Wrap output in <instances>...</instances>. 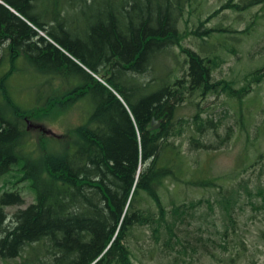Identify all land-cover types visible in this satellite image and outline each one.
<instances>
[{
  "label": "trees",
  "instance_id": "trees-1",
  "mask_svg": "<svg viewBox=\"0 0 264 264\" xmlns=\"http://www.w3.org/2000/svg\"><path fill=\"white\" fill-rule=\"evenodd\" d=\"M198 2L0 0V176H12L11 188L0 191L1 261L137 264L129 242L141 228L150 229L157 240L165 235L170 255L184 264L189 253L190 258L208 256L209 264H236L243 256L247 248L240 214L244 205L264 213V187L254 194L240 182L213 200L188 205L173 199L168 208L163 203L165 184L182 182L177 163L163 157L168 151L174 160L182 157L176 140L188 136L192 151H217L231 142V126L219 132L227 112L215 119L211 107L203 106L208 98L224 95L241 101L252 92L234 79L213 77L226 62L219 49L238 56L249 31L227 30L238 35L236 46L222 44L214 53L201 50V42L196 50L184 47L188 32L179 25ZM227 3L243 12L264 0ZM205 21L197 19L192 35L210 37L218 31L206 28ZM27 71L40 79L35 99L43 101L34 115L14 101L9 88L13 74ZM245 80L261 83L264 67ZM82 100L94 108L84 124L62 138L60 148L42 146L44 153L37 158L26 152L24 140L35 115L66 111ZM186 106L194 114L185 116ZM152 119L160 122L156 131H150ZM16 166L20 169L12 174ZM20 183H29L35 195L29 205ZM190 184L221 188L212 180ZM202 206L208 212L197 215ZM8 208L15 210L10 214ZM215 209L221 229L209 223ZM196 218L201 226L194 242L184 244L177 232L187 231L182 226ZM260 233L264 240V231Z\"/></svg>",
  "mask_w": 264,
  "mask_h": 264
},
{
  "label": "rangeland",
  "instance_id": "rangeland-1",
  "mask_svg": "<svg viewBox=\"0 0 264 264\" xmlns=\"http://www.w3.org/2000/svg\"><path fill=\"white\" fill-rule=\"evenodd\" d=\"M228 1L199 0L198 5L194 6L197 9L193 13L190 14L187 10L184 21L179 25L181 31L188 32L183 45L186 48L196 50L198 43L201 42V50L214 53L222 47V44L231 48L236 46L235 39L238 38V35L231 34L227 30L234 28L249 31L250 35L241 39L242 45L238 47V56H232L222 48L219 49V54L224 57L226 62L213 74V77L216 80L234 79L240 86H251L252 92L241 101L229 100L224 95H220L218 98L210 96L203 105L204 107H211V113L215 119L222 118L224 112H227L228 116L222 118L219 132L224 134L226 126L233 128L234 133L228 147L217 151H192L189 147L188 136H186L175 141L177 148L183 151L182 157L174 160L175 154L173 152L168 151L164 154L163 157L170 164L177 163L176 171L182 179V182L175 185H172L170 181L165 184L166 188L162 189L163 203L167 208L170 207V202L173 199L177 204L187 203L188 205L200 199L213 200L221 191L226 194L233 187L238 188L240 182L244 186L247 184L249 190L254 194L261 187H264V157L260 158L264 154V111L262 110L264 106V80L259 84H251L245 80L251 71L264 67V3L252 6L243 12H237L229 5L227 6ZM237 1L239 2V0ZM217 10H220L218 14L210 17ZM199 18L204 21L207 20L205 21L206 28L218 31L212 33L210 37L205 35L200 38L192 35V32L197 28V19ZM39 80L38 77L36 80L29 71L21 75L13 74L9 80L10 93L14 101L22 108L29 110V113L33 112V115L43 101L39 98L35 99L40 85ZM60 90L59 93L66 91L67 88L64 87ZM56 91L58 90H54V95ZM93 106L89 100H82L66 111H57L50 116L43 117L35 115L29 121L28 133L24 140L26 152L37 158L44 153L42 146L48 150L60 148V142L68 134V131L88 120ZM182 113L185 116H191L194 114V108L186 106ZM19 169L20 166H16L12 174H17ZM11 177L10 174L0 176V191L11 188ZM200 180L215 181L221 185V188H200L190 184ZM17 187L22 188L26 204L29 205L34 202L35 195L29 183H20ZM255 200L262 203L260 197L255 198ZM243 207L244 212L240 214V227L247 249L236 264H264V240L260 237V232L264 231V213L253 211L250 205ZM14 210L15 208H8L10 214ZM197 210V215L208 212L206 206L199 207ZM217 211L215 209V213L209 218V223H213L215 227L221 229L222 221ZM200 226L201 223L197 218L187 219L185 225L182 226L187 231L177 232L184 244L186 241L194 242L193 234L197 232L196 230ZM208 226V223L203 222L202 227L204 229H207ZM210 228L214 227L210 226ZM210 231L213 230L210 229ZM198 234L201 232L198 231ZM205 235L207 236L208 232ZM164 237L157 240L150 229H137L133 239L129 242L134 261L137 264H175L176 262L184 264L182 260L175 259L176 254L170 255V251L163 244ZM179 247L185 251L184 247L181 245ZM238 249L241 250V247L239 246ZM188 250L191 252L190 249ZM215 252L216 254L221 253L218 249ZM221 256H223L222 253ZM185 261L186 264L210 263L209 257L202 256L201 253L193 258H190L189 253ZM0 264H7V262L0 260Z\"/></svg>",
  "mask_w": 264,
  "mask_h": 264
},
{
  "label": "water",
  "instance_id": "water-1",
  "mask_svg": "<svg viewBox=\"0 0 264 264\" xmlns=\"http://www.w3.org/2000/svg\"><path fill=\"white\" fill-rule=\"evenodd\" d=\"M159 127H160V122L156 121L155 119H152L150 131H156L159 129Z\"/></svg>",
  "mask_w": 264,
  "mask_h": 264
}]
</instances>
